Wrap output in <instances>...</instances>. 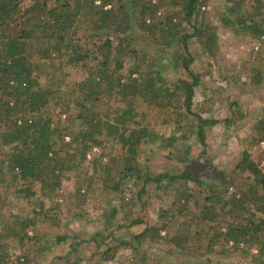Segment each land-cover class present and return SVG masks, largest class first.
<instances>
[{"label":"trees","instance_id":"16d2710c","mask_svg":"<svg viewBox=\"0 0 264 264\" xmlns=\"http://www.w3.org/2000/svg\"><path fill=\"white\" fill-rule=\"evenodd\" d=\"M125 1L131 6L129 12ZM209 1L183 0L181 19L194 26L190 35L182 33V21L175 23L173 16L166 23L147 25V16L157 12L155 7L151 10L148 0H0V187L17 188L30 204L43 198L57 199L63 180L73 179L99 148L101 154L91 160L93 173L85 171L76 189L79 208L85 209L87 196L98 182L104 193L121 201L120 205H103L110 216L103 221L102 230L78 224L83 217L80 211L76 215L78 229L65 235L51 231L60 225L59 215L56 222L52 213L59 208L56 202L49 209L42 202L35 216L28 219L13 212L6 214L0 203V264L10 262L12 250L20 251L19 264H43L51 255L49 264L112 263L119 261L123 250L131 251L125 263L163 264L160 255V260L151 258L149 249L160 242L165 245L163 254L176 256L175 261L183 264L188 261L185 257L193 259L188 264H202L196 256L213 255L217 245L223 252L220 255L233 257L240 252L241 258L251 260L249 264H264L261 165L245 151L236 169L247 177L230 195L219 194L213 182L194 178L190 172L196 158L194 144L186 145L187 141L193 135L196 144L205 148L208 133L220 123L193 111L201 76L192 70L194 59L188 45L195 37L211 51L216 35L202 40L208 19L205 17L203 27L195 25L198 12ZM222 1L223 24L264 43V0ZM138 7L141 29L148 36L160 34L163 47L174 43L185 46L182 67L187 75L177 82L169 84L165 79L166 60L159 66L154 56L128 51L130 20ZM80 31L81 39L87 45L92 41V47L80 45ZM127 55L133 56L135 63L124 74L123 58ZM33 58L49 63L52 70L43 74L45 65L35 67L30 62ZM64 64L82 67L88 74L74 89L60 74ZM257 76L264 80L259 67L254 81ZM143 105L170 113L164 124L175 127L176 133L165 137L162 144L183 141L187 147L184 155L176 152L173 160L179 164L174 170L156 172L139 162L141 148L162 140L156 127L148 123ZM53 107L60 110L57 117L50 114ZM238 115L239 121L245 118L241 111H233L224 123L234 124ZM256 131L260 133L252 146L264 140L260 124ZM192 183L200 189H191ZM3 190L0 188V195ZM156 190L167 193L164 202L168 208L151 224L147 214ZM190 205L200 209L198 220L189 217ZM32 249L45 257L32 259ZM72 259L74 263H70Z\"/></svg>","mask_w":264,"mask_h":264},{"label":"rangeland","instance_id":"374dc122","mask_svg":"<svg viewBox=\"0 0 264 264\" xmlns=\"http://www.w3.org/2000/svg\"><path fill=\"white\" fill-rule=\"evenodd\" d=\"M148 1L153 5L151 10L155 7V10L157 8V12L151 16H147V25H149V23H166L168 17L173 16L175 23L182 21V33L194 34V26L181 19L184 13L183 0H177L175 3L172 0ZM125 2L129 12L131 6L128 5L127 1ZM224 4L222 0H210L208 5L205 6V9L201 8L198 12L197 21L195 22L197 27H203L202 25L205 17L208 19V25H206L207 31L202 35V40L204 41L209 34L216 35L214 43L209 47L211 51L206 50V47L195 37L190 40L188 45L194 59L192 70L201 76V83L196 89L193 111L204 119H215L220 123L214 126L208 133L206 138L207 146L205 148L200 142L196 144L197 141L193 135L192 138L187 141L186 145L194 144L193 154L196 160L193 162L190 170L193 177L213 182L214 188L218 190L219 194L222 192L230 195L238 189L240 184L242 185L244 183L243 180L247 177L236 169L245 151H248L253 157V160H256L261 165V168L264 169V140L261 144L252 146V142H254V139L256 140L258 138V134L260 133L256 131L257 124L261 125L262 138H264V123H262L264 122V80L260 79L259 76H257L255 81L253 80L258 73V67L260 70L264 71V50L262 49L264 43L255 39L252 34L243 32L238 33L232 26L224 25L220 17V11L225 9ZM139 11V7L136 8L132 16L134 18L130 20L132 31L128 35V44L130 45L128 51L131 50L133 53L137 52L140 55H147L150 57L154 56L159 66H163L162 61L166 60V68L163 70L165 79L169 84L177 82L187 75L185 69L182 67V58L186 54L185 46L182 43H174L169 48L161 46V42L158 40L160 34L156 37L148 36L141 29V20L140 16H138ZM81 31L79 32L80 45H84L83 38L81 39ZM92 44L93 42L90 41L88 45H85L90 48L93 46ZM258 57H260L261 60ZM134 59L133 56L131 57L128 55L123 58L124 74H127L126 72L131 69L132 65L135 63ZM40 61L41 60L37 58L30 59V62L35 67L38 63L40 65H45V73L43 72V74H48L52 70L49 67V63ZM60 74L63 75L62 77L66 78L67 84L71 89H74L77 83L83 81L88 76L87 72L82 67H75V65L68 64H64ZM41 81L43 85L46 84L44 78H41ZM257 81H260L259 84H257ZM141 108L144 113H147L149 121L147 122H151L150 124L156 127V131L159 132L162 140H158L157 143L145 147L144 149L141 148L139 162L141 165H148L156 172L165 173L174 170V167L179 164L173 160L176 152L180 151V153L184 155V151L187 147L183 146V141L175 142L173 145L167 142L162 144L163 140H167L165 137L169 138L176 133L175 127L164 124L166 117L170 115V113L168 111L162 112L159 109L150 108L145 105L141 106ZM59 111V109H54L53 107V109L50 110V114L57 117L56 115ZM233 111H241L245 118L239 121L240 115H238L239 118H236L234 124L230 125L224 123L226 120L230 119ZM187 133L189 135L191 134L188 130L186 131V135ZM167 148H171L172 153L170 152L171 150ZM114 149L118 151V148H113L112 150ZM97 150V152H93L96 153V155H90L87 159V164L83 169L81 168V170L76 172L73 179L68 177L63 180L57 199L55 197L52 199L43 198V201L30 204L27 200H24L23 195L18 193L17 188L0 187L4 189L3 193L0 195V203L5 206V213L9 214L13 212L21 218L28 219L29 217L35 216L42 202L45 204L46 209L54 207L57 203L59 208L52 213L56 222L58 220L57 215H59L60 225L54 226V229L51 230L53 233L59 235L72 233V230L75 231L76 228L78 229V224H85L91 228L90 230H102L104 228L103 221L110 216L109 210H103L106 206L105 203L120 205L121 201L109 193H104L102 191L103 184H101V182H98L95 189H92V193L87 196L84 210L79 208L78 195L76 194V189L79 187V183L85 171L90 175L93 173L91 160L101 154V150H99V148H97ZM169 155H173V157L171 158ZM190 186L194 191L196 188L200 189L193 183L190 184ZM197 192L202 194V190H197ZM166 194L167 193L158 190L153 193V200H151L152 208L150 207L151 209H149L147 214L148 219L152 222L151 224L159 219L158 216L160 211L168 208V205L164 202L167 200L165 197ZM156 195H160L162 198L159 197V199ZM104 204L105 206H103ZM192 206L193 205L189 206V217L194 218L196 216L195 219L198 220L200 209L197 207L193 208ZM80 211L83 213V217L77 224L76 215ZM213 211L216 212L214 209ZM121 217L123 216L120 214V218ZM41 219L44 220L43 215ZM19 227L20 225L18 224V228ZM46 229H50L49 225L46 226ZM161 235L165 236L166 232L164 231ZM149 238L153 239L152 237ZM154 245V248H149L150 251H152H149L152 254V259L158 258L160 260L158 257V255H160L163 264H183L175 261L176 256L171 257L163 254L165 253V245L161 244V242L157 244L154 243ZM177 246L180 247V242H177ZM130 252V250H123L120 252L118 262H104V264H129L125 263L124 260L128 258ZM11 253L12 257L10 262L6 264H19L17 258L21 255L20 251L12 250ZM221 253H223L222 249L217 245L215 246V253L208 256L209 258L207 256L196 257L201 259L199 263L201 262L202 264H206V261L210 264H217L219 261L223 264L251 263V260L247 262L245 259L241 258L240 252L235 253L233 257H228L224 254L220 255ZM29 256L35 260H41L45 257L39 256L35 249L29 251ZM111 256L112 255H109L108 258ZM51 257L52 255L49 256L43 264H49ZM184 259L188 261L191 260V258L188 259V257ZM74 261L75 260L72 259L70 263H74ZM188 261L185 263L188 264ZM191 261H193V259ZM31 263L34 264L36 261H32Z\"/></svg>","mask_w":264,"mask_h":264},{"label":"built area","instance_id":"2783aa9c","mask_svg":"<svg viewBox=\"0 0 264 264\" xmlns=\"http://www.w3.org/2000/svg\"><path fill=\"white\" fill-rule=\"evenodd\" d=\"M97 4H100L99 2ZM95 151H98L97 149H95Z\"/></svg>","mask_w":264,"mask_h":264}]
</instances>
